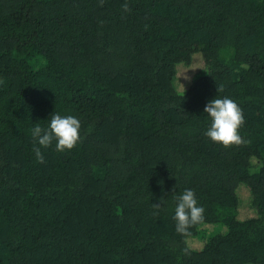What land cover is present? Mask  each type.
I'll list each match as a JSON object with an SVG mask.
<instances>
[{
	"label": "trees",
	"instance_id": "16d2710c",
	"mask_svg": "<svg viewBox=\"0 0 264 264\" xmlns=\"http://www.w3.org/2000/svg\"><path fill=\"white\" fill-rule=\"evenodd\" d=\"M0 81V264H264V0H0ZM217 97L248 143L205 135ZM53 113L82 142L40 164Z\"/></svg>",
	"mask_w": 264,
	"mask_h": 264
},
{
	"label": "clouds",
	"instance_id": "9594fccd",
	"mask_svg": "<svg viewBox=\"0 0 264 264\" xmlns=\"http://www.w3.org/2000/svg\"><path fill=\"white\" fill-rule=\"evenodd\" d=\"M103 2L104 0H100L101 6H103ZM123 10L125 12L130 11L127 2L123 5ZM183 76L185 80L191 81L189 76L184 74ZM180 85L184 95L185 86L181 83ZM222 90V88L218 89V91ZM204 111L212 121L205 135L213 143L222 145L226 149L248 143L240 135V129L246 123L243 110L233 99L217 97L206 104ZM80 129L81 122L75 116H61L56 113L51 115L47 128L35 124L31 129V136L33 139V152L37 162L40 164L45 163V157L41 149L49 148L53 141L56 142V151L58 152L73 150L82 142ZM175 199L177 201L174 215L176 232L182 237L188 238L192 235L191 229L204 222L205 209L198 205L196 194L191 189H186ZM152 206L155 210L154 215L158 214L161 210V203L152 204Z\"/></svg>",
	"mask_w": 264,
	"mask_h": 264
},
{
	"label": "rangeland",
	"instance_id": "374dc122",
	"mask_svg": "<svg viewBox=\"0 0 264 264\" xmlns=\"http://www.w3.org/2000/svg\"><path fill=\"white\" fill-rule=\"evenodd\" d=\"M221 55H222V57H223L224 59H228V58L230 57L231 53H230L229 51H223V52L221 53ZM199 67H201V62H200V61L197 62V63L194 65V68H193V69H198Z\"/></svg>",
	"mask_w": 264,
	"mask_h": 264
}]
</instances>
